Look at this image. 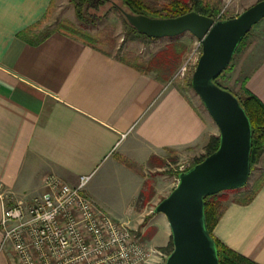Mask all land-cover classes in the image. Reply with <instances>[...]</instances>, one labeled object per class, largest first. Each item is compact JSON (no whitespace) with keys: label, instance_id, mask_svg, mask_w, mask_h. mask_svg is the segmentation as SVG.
Instances as JSON below:
<instances>
[{"label":"crops","instance_id":"obj_1","mask_svg":"<svg viewBox=\"0 0 264 264\" xmlns=\"http://www.w3.org/2000/svg\"><path fill=\"white\" fill-rule=\"evenodd\" d=\"M53 1L0 0V186L14 204L41 194L48 174L71 187L91 176L84 195L105 211L99 190H118L128 203L119 222L140 227L149 247L166 254L170 229L164 216L150 212L156 193L145 191L143 175L159 171L168 152L205 146L214 128L179 87L137 72L114 54L58 29L33 44L40 32H24L41 23ZM244 79L264 106V58ZM213 236L264 264V182L250 204L226 205ZM0 264H18L9 246L0 249Z\"/></svg>","mask_w":264,"mask_h":264},{"label":"water","instance_id":"obj_2","mask_svg":"<svg viewBox=\"0 0 264 264\" xmlns=\"http://www.w3.org/2000/svg\"><path fill=\"white\" fill-rule=\"evenodd\" d=\"M126 22L148 39L189 34L201 44L190 87L218 130V148L178 175L176 187L154 208L165 217L172 250L164 264H219L204 215V198L242 189L250 175L251 125L237 99L213 81L227 69L244 37L264 20V0L237 17L216 21L196 12L153 19L122 12Z\"/></svg>","mask_w":264,"mask_h":264},{"label":"built area","instance_id":"obj_3","mask_svg":"<svg viewBox=\"0 0 264 264\" xmlns=\"http://www.w3.org/2000/svg\"><path fill=\"white\" fill-rule=\"evenodd\" d=\"M219 16L216 21H221ZM201 44L184 61L175 78L195 69ZM188 169L180 167L178 172ZM91 176L75 186L54 175L42 181L44 191L9 204L0 186V249L9 246L18 264H146L153 251L132 236L126 224L108 218L84 195Z\"/></svg>","mask_w":264,"mask_h":264},{"label":"rangeland","instance_id":"obj_4","mask_svg":"<svg viewBox=\"0 0 264 264\" xmlns=\"http://www.w3.org/2000/svg\"><path fill=\"white\" fill-rule=\"evenodd\" d=\"M170 1L171 0L160 1L156 3V6H165ZM258 1L260 0H224L223 4L220 5V12L215 20H217L219 16L222 18V20L233 19L252 5L256 4ZM123 10L126 11L121 3H117L114 7L110 5L106 6L97 13V16L99 17L106 15L102 22H100L96 27H82L75 19L73 7L69 3V0H55L53 1L51 8L49 9L45 18L41 21L37 30L40 32V34H42L44 32L58 29L60 28V25L67 23L73 25L76 28L84 30L91 36H95L103 29L108 28L112 30L111 35L116 46V50L114 51L115 53L119 50L121 51L120 55H126L127 57L128 55L133 56L143 62L148 61L154 53L171 42L169 39L156 40L151 43H143L141 41L130 42L127 40H125L126 42H123V39L125 38V30L121 20V11ZM174 40L187 45L188 49L184 53L177 69H175L167 82L171 84V86L179 87L182 90L184 96L187 98L196 112L203 119H205L207 123L213 126L214 137H218L219 133L216 126L208 116L197 95L187 84L190 82L194 68L190 67L183 78H175L184 61L189 55L193 53L197 40H195L189 34H183ZM263 58L264 20L261 21L255 28H253L246 37L243 45L233 57L229 71L222 78V84L232 92H238L242 86L243 80H245L244 78L249 71V68H252L253 64L260 62ZM246 59H250V66L244 65V63H246L245 61H247ZM203 147L204 144H200L195 147L186 148L180 152H168L165 157V162L159 164L161 168L159 171L152 170V172H146V174L143 175L144 178H146L145 182H147L145 191H148L151 188V190H149L150 194L153 196V194L156 193V196L153 199L154 204L151 205L152 209L150 210L152 214L154 208L159 204V202L166 198L176 187L177 178L180 174L178 169L180 167H183L184 169L192 168L191 166L194 164V162L200 160L204 156L205 152ZM263 168L264 155L250 176L247 187L240 191L236 190L237 192H223L224 195L229 201H234L237 193L251 191L259 177L263 174ZM96 177L92 179L90 186L95 183ZM99 195L106 207V212L99 206L95 204L93 205H95L99 210L107 215L110 220L118 224H126L132 236L138 239L145 249L154 252L151 257V261L146 264H164L169 252H171L170 250L166 254H163L160 251H155L149 247L146 241L143 240L142 235L140 234V227L132 229L130 228L131 225H129L127 222H119V220L124 218V211L128 205L127 200L124 199V196L120 195L118 190H112L107 187H103L101 190H99ZM143 224H145V222Z\"/></svg>","mask_w":264,"mask_h":264},{"label":"trees","instance_id":"obj_5","mask_svg":"<svg viewBox=\"0 0 264 264\" xmlns=\"http://www.w3.org/2000/svg\"><path fill=\"white\" fill-rule=\"evenodd\" d=\"M160 1L165 0H69V3L73 7L76 21L82 27H96L106 16H97V13L102 8L109 5L114 7L117 3H121L124 9H126V11H121V20L124 26V35L126 38L123 39V42H126L125 40H127L130 42L141 41L143 43H151L156 40L148 39L145 36L138 34L132 27L128 25L124 16L122 15V12L135 16L142 15L153 19L176 18L189 12H196L200 15L215 20L220 12L221 5V2L219 0H209L205 2L202 0H171L165 6H156V3ZM39 25L40 23L33 29L25 31L24 34L28 35L33 31H36ZM256 26H254L253 28H255ZM58 30L71 36L72 38L81 41L89 47L102 51L108 55L114 54L115 57L119 61H121V63L135 69L141 74H151L157 81H160L161 83H165L168 81L169 77L172 75L175 69H177L184 53L188 49L187 45L179 43V41L177 40L169 39L171 41L170 43L166 44L163 48L154 53L148 61L143 62L133 56L128 55L127 57L126 55H120L121 51L119 50L115 53L114 51L116 50V46L111 35L112 30L108 28L103 29L95 36H91L84 30L76 28L73 25L67 23L60 25V28H58ZM248 34L239 44L234 56L243 45ZM47 35L48 33L46 32L39 34L38 37L33 38L34 41H32V43H39ZM230 66L231 63L229 64L227 69L224 70L213 81V83L217 87L230 92L237 99L239 105L245 112L250 122L252 131L251 150L249 155L250 178V176L256 169V166L259 164L264 155V106L255 96H253L249 91L245 89V80H243L240 90L236 93L232 92L222 84V78L227 74ZM187 84L190 87V82H188ZM217 148L218 137H210L203 147L205 152L204 156L200 160L194 162L191 167L201 163L207 156L214 153ZM124 163L127 166L134 168V166L128 162ZM248 181L242 189H239L237 191L245 189L248 185ZM263 182L264 175L262 174L251 191L237 193L234 201H229L224 193H219L214 196L204 198V215L207 230L210 237L215 242L219 264H254L223 246L213 236V230L228 203L235 202L241 205L250 204V202L253 200V198L261 188ZM169 250H172V243L167 248V252Z\"/></svg>","mask_w":264,"mask_h":264}]
</instances>
